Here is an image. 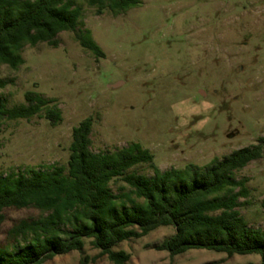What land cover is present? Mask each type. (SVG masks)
Here are the masks:
<instances>
[{"label":"rangeland","instance_id":"374dc122","mask_svg":"<svg viewBox=\"0 0 264 264\" xmlns=\"http://www.w3.org/2000/svg\"><path fill=\"white\" fill-rule=\"evenodd\" d=\"M138 1L116 11L77 0L79 24L58 33L57 46L25 45V63L16 68L0 61V79L9 81L0 88L7 108L27 104L25 93L35 90L62 116L56 125L45 109L23 119L0 115V178L53 165L67 172L73 128L88 116L93 152L139 143L161 170L201 168L264 137V0ZM77 32L104 55L84 47ZM130 171L154 176L149 163ZM233 177L247 179L249 190L236 209L251 227L264 228V151ZM110 188L116 195L129 190L122 178ZM2 214L0 255L24 243L15 226L47 212L28 206ZM175 231L160 226L115 250L131 254L125 264H261L259 254L191 249L172 257L156 249ZM90 241L44 264H77L86 254L96 258L90 264H113Z\"/></svg>","mask_w":264,"mask_h":264},{"label":"trees","instance_id":"16d2710c","mask_svg":"<svg viewBox=\"0 0 264 264\" xmlns=\"http://www.w3.org/2000/svg\"><path fill=\"white\" fill-rule=\"evenodd\" d=\"M88 1L100 8L108 4L116 11L139 3ZM81 15L77 0H0V61L16 68L25 63L21 55L25 45L57 46V34L75 31ZM76 36L84 47L104 55L96 42L78 32ZM8 83L0 79V88ZM25 97L27 104L12 108L0 99V115L23 119L45 109L53 124L60 123L61 113L48 107L51 101L38 91L29 90ZM93 126L94 118L88 116L73 128L67 172L53 165L0 178V219L8 207L35 206L47 212L38 221H24L12 229L16 236H25L24 243L0 255V264H44L58 255L82 251L87 238L113 264H125L131 254L115 247L164 225L176 231L156 249L172 257L204 249L229 256L259 254L264 264V228L251 227L236 209L242 204L240 198L249 195L248 180L233 177L234 171L262 157L263 136L258 144L233 150L207 166L161 170L150 150L139 143L114 152H93ZM142 163L150 164L154 176L130 171ZM118 178L129 190L116 195L110 184ZM94 260L86 254L77 264Z\"/></svg>","mask_w":264,"mask_h":264}]
</instances>
